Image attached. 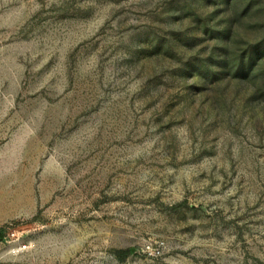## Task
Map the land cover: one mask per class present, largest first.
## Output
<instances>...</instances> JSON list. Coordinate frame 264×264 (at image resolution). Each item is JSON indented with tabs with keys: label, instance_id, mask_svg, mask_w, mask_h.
Listing matches in <instances>:
<instances>
[{
	"label": "rangeland",
	"instance_id": "374dc122",
	"mask_svg": "<svg viewBox=\"0 0 264 264\" xmlns=\"http://www.w3.org/2000/svg\"><path fill=\"white\" fill-rule=\"evenodd\" d=\"M0 264H264V0H0Z\"/></svg>",
	"mask_w": 264,
	"mask_h": 264
}]
</instances>
